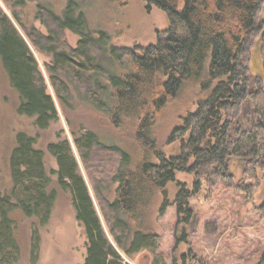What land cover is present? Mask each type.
Listing matches in <instances>:
<instances>
[{"label":"trees","instance_id":"trees-1","mask_svg":"<svg viewBox=\"0 0 264 264\" xmlns=\"http://www.w3.org/2000/svg\"><path fill=\"white\" fill-rule=\"evenodd\" d=\"M27 1L16 0V4L24 6ZM146 1L148 8L155 5L169 17V26L159 34L158 41L146 46L110 44L112 36L105 30L96 35L75 0H67L64 14L39 5L38 18L47 33L27 27L13 12L29 40L0 7V55L12 86L20 93V114L35 117L39 129L60 119L35 49L53 56L46 68L61 102L68 104L72 97L69 80L85 99L102 104V76L113 87L110 98L114 100V123L121 122L122 117L137 127L145 155L132 168L130 154L118 145L102 141L95 131L83 128L73 133L100 210L70 139L60 137L48 146L58 162L59 167L54 170L58 181L71 192L76 217L85 228V264H128L122 253L134 258L143 251L151 253L149 264H169L161 251V235L142 228L133 230L124 214L146 212L162 194L161 214L176 205V251L190 240L196 215L190 198L204 185L214 188L225 181L235 186L231 165L234 158L243 156L244 177L239 186L248 197L259 188L264 176V0ZM67 30L79 35L76 46L68 41ZM106 46L110 47L108 59L128 72H115V68L102 64ZM257 46L263 47L262 70L258 72L252 68ZM182 98L188 101V115L183 118L184 125L172 131L171 141L181 139L183 146L178 156L167 158L157 145L153 128L166 107L177 105ZM191 103L197 105L196 111L189 109ZM248 108L251 114L244 122L241 117ZM34 144L35 137L21 133L11 156L14 195H18L14 207L21 208L27 216H38L45 224L51 218L57 192L49 189L52 177L43 151ZM180 170L196 173L193 189L177 179ZM172 181L178 183L173 199L167 191ZM116 183V197L111 200L108 190ZM5 212L2 224L9 228V211ZM5 232L8 252L13 244L8 229ZM260 257L257 264H264V251Z\"/></svg>","mask_w":264,"mask_h":264},{"label":"rangeland","instance_id":"rangeland-1","mask_svg":"<svg viewBox=\"0 0 264 264\" xmlns=\"http://www.w3.org/2000/svg\"><path fill=\"white\" fill-rule=\"evenodd\" d=\"M75 1L78 3V11L85 12L96 35L100 30L111 34L110 44L151 45L158 41L159 34L169 26L167 14L155 5L148 8L146 0ZM40 4L54 9L58 14H64L67 0H28L24 6L17 5L16 0H0V7L12 18L27 39L25 29L15 19L13 12L19 14L27 27H36L47 33V27L38 18ZM66 36L73 46L77 45L79 35L67 30ZM256 48L252 68L258 72L262 70L263 47ZM109 51L110 47L106 46L102 64L109 69L115 68V72L122 74L128 72L117 62L112 63L108 59ZM34 53L46 76L49 91L55 98L60 119L47 128L39 129L35 125V117L19 113L20 93L12 86L0 55V197H3L0 199V264H85L88 238L84 225L76 217L71 192L61 186L58 175L54 172L59 166L56 157L49 151V144L60 137L70 139L98 208L88 172L74 143L73 133L80 132L83 128L91 129L98 133L102 141L120 146L131 156L130 168L141 161L145 152L137 138V127L134 123L127 122L122 117L121 122L114 123L112 113L114 100L110 98L113 87L107 78L100 77L105 86L102 104L85 99L69 80L72 97L70 102L65 104L56 96L46 68V64L53 60L52 54L38 52L35 49ZM262 73L264 76V72ZM186 104L188 101L182 98L177 105L167 106L158 116L153 128L157 145L162 148L167 158L178 156L182 150V140L171 141V136L176 126L184 125L183 118L188 115ZM196 108L195 103L189 105V109L193 111H196ZM250 112L251 108L243 112L241 118L244 122L248 120ZM182 114L183 116H180ZM21 133L35 137L34 146L43 151L47 171L52 177L49 189L57 192L51 218L45 224L38 216H27L21 208L14 207L18 202V195H14L11 156L19 144ZM155 160L157 161V158ZM192 162L193 158L190 164ZM243 163V156L234 158L231 163L235 186L243 184L245 168ZM176 177L186 182L190 189H193L198 179L196 173L181 170L177 172ZM117 186L116 183L108 190L111 200L116 197ZM235 186L221 181L214 188L204 185L201 191L193 194L190 202L196 215L190 228V240L179 245L176 251L174 250L176 205H170L166 212L161 214L164 199L162 194H158L153 203L146 208V212L131 211L132 217L130 214L124 216L131 221L133 230L142 228L161 235V251L169 264H174L175 261L177 264H257L264 251V176L261 177L259 188L251 197H248L245 189ZM177 190V181L170 182L167 187L169 198H175ZM5 211H9L8 218L11 220L9 228L3 227L2 224ZM5 222L9 223V220ZM4 228L10 232L12 240L10 243L13 244L7 248L8 252H5V247L9 244L3 239L8 232H5L6 230L3 232ZM122 255L128 264H149L152 259L148 251H143L134 258H129L124 253Z\"/></svg>","mask_w":264,"mask_h":264},{"label":"water","instance_id":"water-1","mask_svg":"<svg viewBox=\"0 0 264 264\" xmlns=\"http://www.w3.org/2000/svg\"><path fill=\"white\" fill-rule=\"evenodd\" d=\"M261 39L263 40L264 39V31L262 32V34H261Z\"/></svg>","mask_w":264,"mask_h":264}]
</instances>
